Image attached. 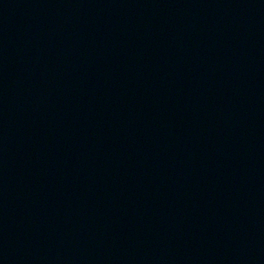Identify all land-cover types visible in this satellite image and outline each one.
Wrapping results in <instances>:
<instances>
[{
    "label": "water",
    "instance_id": "water-1",
    "mask_svg": "<svg viewBox=\"0 0 264 264\" xmlns=\"http://www.w3.org/2000/svg\"><path fill=\"white\" fill-rule=\"evenodd\" d=\"M0 264H264V0H0Z\"/></svg>",
    "mask_w": 264,
    "mask_h": 264
}]
</instances>
